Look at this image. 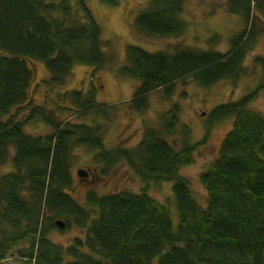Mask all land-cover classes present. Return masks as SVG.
I'll list each match as a JSON object with an SVG mask.
<instances>
[{"label": "trees", "instance_id": "obj_1", "mask_svg": "<svg viewBox=\"0 0 264 264\" xmlns=\"http://www.w3.org/2000/svg\"><path fill=\"white\" fill-rule=\"evenodd\" d=\"M184 7L185 0H150L135 26L148 36H179L186 29ZM228 8L245 29L232 38L227 54L127 48V65L120 73L139 81L130 102L136 113L148 110L152 92L164 89L169 95L176 82L188 77L204 88L242 77L259 35L264 0H228ZM103 46V29L85 0H0V169L14 152L13 169L0 176V264L21 246L27 249L19 254L30 264H264V114L250 108L254 95L219 105L208 118V135L219 121L233 119L234 124L219 157L200 176L208 195L203 207L181 174L193 162L196 144L187 139L177 149L148 128L133 150H109L103 124L65 119L87 113L111 118L114 108L97 105L94 91H59L77 65L105 66ZM33 62L46 65L43 83L66 105H31L27 119L17 121L12 111L30 104ZM257 64L264 71V58ZM262 81L259 89L264 90V75ZM30 122L52 133L28 134ZM177 123L174 113L165 132L173 136ZM79 149L93 154L102 168L100 178L125 163L144 188L138 194L89 191L78 203L72 196V166ZM165 183L172 184L174 198L161 202L148 193L151 185ZM58 220L66 231L74 226L85 236L69 245L53 242L54 231H65L57 227Z\"/></svg>", "mask_w": 264, "mask_h": 264}, {"label": "rangeland", "instance_id": "obj_2", "mask_svg": "<svg viewBox=\"0 0 264 264\" xmlns=\"http://www.w3.org/2000/svg\"><path fill=\"white\" fill-rule=\"evenodd\" d=\"M94 20L103 29V52L108 60L102 69L77 65L68 85L61 87L60 92L83 91L95 92V103L102 108L114 106L110 119L94 113L70 115L66 120L76 124H95L100 122L105 127L104 138L106 148L133 150L142 141L146 129L153 128L163 138L172 142L177 149L187 139L198 146L193 162L182 169L181 174L189 182L190 189L197 201L205 207L208 195L200 181L201 174L220 155L223 142L233 129L234 120L224 119L215 123L208 135L206 127L209 116L219 105L235 103L248 95H254L250 108L264 114V90L259 89L264 75L263 68L257 59L264 58V15L257 21L259 35L253 49L247 54L244 72L238 81L225 80L208 88L199 86L193 78H186L175 83L172 93L167 95L164 89L150 94V105L144 113H136L130 108V100L139 86V81L121 77V69L127 65L126 51L130 46L139 47L147 52H166L176 54L179 50L193 49L201 52H218L227 54L231 50L232 38L245 29L242 19L229 12L228 0H185L183 20L185 31L175 37L161 38L141 33L135 26L137 17L149 6L150 0H118L113 6L105 0H85ZM1 53V52H0ZM180 53V52H179ZM35 74V81L30 89L29 105L15 108L11 116L17 121H24L30 114L29 106L54 108V103L65 106L54 92H49L43 82L48 78V70L44 63L29 64ZM31 106V107H32ZM46 107V108H47ZM176 113L178 129L173 136L168 135L165 124ZM10 116V117H11ZM28 134L39 136L52 133V130L39 122L26 125ZM187 141V143H189ZM11 157L1 166L0 176L13 169ZM72 166L74 189L72 196L83 204L86 193L96 191L106 194H138L144 188L127 164H120L109 177L100 178L101 167L93 162V154L79 149ZM86 170L95 174L93 178H80L78 171ZM102 177V176H101ZM153 184L148 193L158 201L165 202L174 195L172 184ZM175 200V199H174ZM174 209V208H173ZM175 222L177 213L173 214ZM85 234L72 226L64 232L56 230L51 240L58 244L69 245L76 237ZM26 246L13 250L1 264H30L20 256ZM33 261L31 264H34Z\"/></svg>", "mask_w": 264, "mask_h": 264}, {"label": "water", "instance_id": "obj_3", "mask_svg": "<svg viewBox=\"0 0 264 264\" xmlns=\"http://www.w3.org/2000/svg\"><path fill=\"white\" fill-rule=\"evenodd\" d=\"M78 175H79V177H87L88 176V174L85 171L78 172ZM56 224L61 229L65 228V224L62 221H58Z\"/></svg>", "mask_w": 264, "mask_h": 264}, {"label": "flooded vegetation", "instance_id": "obj_4", "mask_svg": "<svg viewBox=\"0 0 264 264\" xmlns=\"http://www.w3.org/2000/svg\"><path fill=\"white\" fill-rule=\"evenodd\" d=\"M91 177H93V176H91Z\"/></svg>", "mask_w": 264, "mask_h": 264}]
</instances>
